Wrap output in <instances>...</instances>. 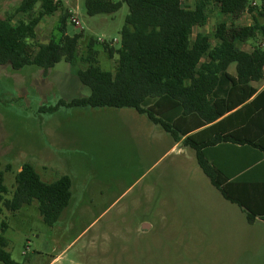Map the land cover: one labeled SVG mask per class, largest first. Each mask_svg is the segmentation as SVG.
<instances>
[{
	"label": "rangeland",
	"instance_id": "374dc122",
	"mask_svg": "<svg viewBox=\"0 0 264 264\" xmlns=\"http://www.w3.org/2000/svg\"><path fill=\"white\" fill-rule=\"evenodd\" d=\"M20 1L0 0V18ZM58 1L61 7L42 19L29 46L33 51L38 43L58 40L59 17L69 11L80 22L74 25L70 16L66 21L67 35L81 33L76 64L62 60L46 73L37 66L14 70L0 65L4 198L10 197L14 175L25 162L45 182L62 175L72 178L69 204L52 227L42 221L36 201L14 213L0 202V235L14 264H264V222L249 224L245 213L220 195L192 149L180 144L167 152L172 137L156 127L155 165L146 171L136 164L142 149L136 151L122 133L119 124L125 114L119 109H47L59 100L89 94L76 72L87 66L83 56L90 39L96 41L100 66L115 69L117 57L109 59L103 44L119 47L128 14L126 4L111 14L89 16L84 0ZM193 2L184 0L186 6ZM222 20L228 17L213 4L207 23L194 28V34L211 35ZM237 22L245 25L252 18L244 13ZM257 43L262 42L241 47L250 52ZM229 72L234 73V65ZM127 112L135 114L133 109ZM42 150L50 153L41 155ZM44 166L50 169L45 172Z\"/></svg>",
	"mask_w": 264,
	"mask_h": 264
},
{
	"label": "trees",
	"instance_id": "16d2710c",
	"mask_svg": "<svg viewBox=\"0 0 264 264\" xmlns=\"http://www.w3.org/2000/svg\"><path fill=\"white\" fill-rule=\"evenodd\" d=\"M122 4L128 14L119 31V47L103 44L109 59L117 57L115 69L100 66L96 41L90 39L83 56L87 66L76 72L89 94L59 100L47 109L131 108L146 115L174 142L182 140L194 150L201 171L224 199L244 209L249 224L263 218L264 213L229 191L233 176L222 171L207 150L222 144L252 150L255 160L244 163V169L264 160V87L259 90L255 85L264 77V23L259 20L264 18V0L255 5L251 0H194L191 6L184 0H84L89 16L114 13ZM213 4L228 20L219 21L211 35L194 34V28L207 23ZM60 7L59 1L21 0L12 13L0 18V65L14 70L37 66L45 73L62 60L75 65L81 33L66 34L69 11L59 17L58 40L38 43L33 51L29 46L38 24ZM244 12L251 14L252 23L236 24ZM258 39L262 43L252 51L242 49V44ZM71 187L68 175L46 183L25 162L14 175L9 198H4L8 192L0 176V202L14 213L36 201L42 221L52 227L69 204ZM6 246L0 235V262L14 264Z\"/></svg>",
	"mask_w": 264,
	"mask_h": 264
},
{
	"label": "crops",
	"instance_id": "0c3cea01",
	"mask_svg": "<svg viewBox=\"0 0 264 264\" xmlns=\"http://www.w3.org/2000/svg\"><path fill=\"white\" fill-rule=\"evenodd\" d=\"M253 3H255V2L253 1ZM244 13H248V12H244ZM248 14L251 16L250 13H248ZM251 18H252V16H251ZM239 19H240V17H239ZM239 19L237 18L235 20L236 24H239L237 22V20H239ZM251 23H247L245 25H250ZM37 27H36V34H37ZM262 47L264 48V44ZM114 62H117V60ZM231 74H233V73H231ZM258 83L261 84L259 87V90H261L264 87V77ZM129 109H131V108L119 109L122 113L125 114L124 115L125 117L123 118V120H122L121 124H119V126L121 127L122 133H123L124 137L127 139V142H129L133 147H135L136 151L138 148L142 149V152L140 154L137 152V156H136L137 166L140 165L142 169L145 170V168H146V171H149L155 165L153 153H154V147H155L156 139H157L156 138V132L160 131V130H157L156 127L160 128V125L155 124L153 121L148 119V117L146 115L139 114L134 109L133 110L135 111V114H132V112H127V111H129ZM141 115L144 116L145 118H141ZM160 129H161V131L165 132L162 128H160ZM197 130H199V129H197ZM197 130H195V131H197ZM195 131H193V132H195ZM165 133H167V132H165ZM170 142L171 143L168 144V146H170V147H169L167 152L174 150L176 148H179L180 144H182V140H180L178 142H174V140L172 138H171ZM184 147L189 148L186 146H184ZM207 151H208L207 152L208 156L211 158V160L213 162H215L219 165V167L221 168L222 171H224L226 174H228L230 176H233L230 179L229 183H227V187H228L229 191L233 195H237L241 199H243L245 201V203H247V205L251 206L256 212L264 213V160L258 161L254 165L244 169L247 166V164L243 165L244 163L251 162V161L254 162L253 160H255V159L252 160V158H251L253 155L252 150H244V149L240 148L239 146H234V145H230V144H225V145L222 144V145L212 147V148L208 149ZM49 153L50 152H48L46 150H42L40 152L41 155L49 154ZM254 154H255V152H254ZM48 169H50V168L46 167V166L43 167V171H45V172ZM18 170H20V167ZM146 171H143L142 175ZM71 180H72V178H71ZM43 182H45V181H43ZM46 183H48V182H46ZM49 183H51V182H49ZM132 185L133 184L129 185L128 189L130 187H132ZM71 189H72V187H71ZM125 192L126 191L122 192L121 194H124ZM220 195H221V193H220ZM228 202H230V201H228ZM232 204H234V203H232ZM239 208L245 213L243 208H241V207H239ZM245 216H246V213H245ZM263 218L258 216L254 220V222H256V221L264 222ZM56 259H57V257L54 259V261Z\"/></svg>",
	"mask_w": 264,
	"mask_h": 264
},
{
	"label": "built area",
	"instance_id": "2783aa9c",
	"mask_svg": "<svg viewBox=\"0 0 264 264\" xmlns=\"http://www.w3.org/2000/svg\"><path fill=\"white\" fill-rule=\"evenodd\" d=\"M54 2H56L57 0H53ZM253 5H255V3H253ZM70 20L71 22L76 25V26H80V22L77 19V17L75 15H73L72 13H70ZM102 41V40H101Z\"/></svg>",
	"mask_w": 264,
	"mask_h": 264
}]
</instances>
